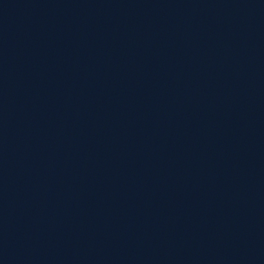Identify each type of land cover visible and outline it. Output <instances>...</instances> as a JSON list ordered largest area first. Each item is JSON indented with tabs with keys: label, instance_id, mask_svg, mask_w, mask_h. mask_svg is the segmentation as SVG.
<instances>
[{
	"label": "water",
	"instance_id": "1",
	"mask_svg": "<svg viewBox=\"0 0 264 264\" xmlns=\"http://www.w3.org/2000/svg\"><path fill=\"white\" fill-rule=\"evenodd\" d=\"M0 264H264V0H0Z\"/></svg>",
	"mask_w": 264,
	"mask_h": 264
}]
</instances>
